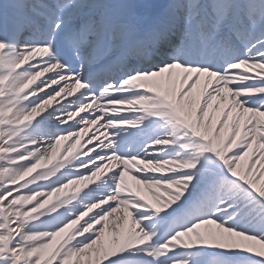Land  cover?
I'll return each instance as SVG.
<instances>
[{"label": "snow or ice", "instance_id": "1", "mask_svg": "<svg viewBox=\"0 0 264 264\" xmlns=\"http://www.w3.org/2000/svg\"><path fill=\"white\" fill-rule=\"evenodd\" d=\"M36 48L49 49L51 55L44 60L63 65V74L86 86L81 96L127 102L152 95L143 89L125 90L137 77L196 70L189 87L200 72L215 74L219 81L211 85L205 99L226 84L241 112L264 114V0H0V79L8 76L12 93L0 98V106L11 101L17 108H32L58 91L54 87L23 103L16 99L23 87L22 75L38 71L32 65L43 67V63L36 60L11 70L20 56ZM59 75L45 77L20 95L30 96ZM52 115L37 117L33 127ZM104 120L122 126L109 130L112 147L96 151L88 160L114 154L153 163L177 161L182 167L166 174L132 173L145 183L165 185V191L174 188V198L161 211L131 209L147 234L146 241L116 252L103 264H264V122L245 121L239 137L226 129L227 151L221 156L203 151L204 140L187 130L173 134L170 124L174 121L144 113L111 115ZM129 120L138 122L128 124ZM222 125V120L217 122L214 131L219 132ZM46 127L58 129L51 131L54 137L73 130L59 122H49ZM242 163L244 177L237 171ZM122 170L110 174L103 195L93 202L115 194ZM11 190L0 191V197ZM133 202L143 206L142 200ZM116 206V201L107 203L80 228ZM57 216L49 219V231L63 227ZM16 226L0 228V264H36L37 257L29 256L32 246L11 233ZM102 227L97 223L94 231L73 241L65 254L92 244ZM206 228L221 233L227 230L240 243L182 242Z\"/></svg>", "mask_w": 264, "mask_h": 264}, {"label": "rangeland", "instance_id": "2", "mask_svg": "<svg viewBox=\"0 0 264 264\" xmlns=\"http://www.w3.org/2000/svg\"><path fill=\"white\" fill-rule=\"evenodd\" d=\"M36 53L37 52H35V54ZM41 53L42 51H40L38 55H40ZM4 66L7 67V62H5ZM58 66L59 63H57L56 68ZM53 67L54 64L50 65L45 61L43 63V67H41V69H39L38 71L33 72L32 70H30L28 73L23 74L20 78V83L23 84V87L19 89V91L15 94L16 99H18L20 103H23L30 98H33V92L30 94V96H21L20 93L26 91L28 88L32 87L34 83L37 82L33 81L30 84V81L33 77H35V75H37V73H41L47 69H52ZM247 67L249 66H246V68ZM11 71L13 72V69ZM174 71L175 70L169 73H173ZM9 75H11V72L9 73ZM159 78L165 79L166 76H159ZM210 78L211 77L207 76L205 81H196L194 83V86H197L198 84L206 87L207 83L210 82ZM135 79L127 83V88L125 89L126 91L131 86L147 85L144 81H138V79ZM65 81L66 82H64L63 78L59 76L58 78L48 80L46 85L54 83V86L58 89V91H56L54 95L48 96L43 102L37 104L35 107L27 109L17 108L11 103V101L7 102L4 106H0V191L9 188L12 189L11 191H8L3 197H0V215L3 216V226L10 227L13 224L17 225L15 228H11V233H14L16 236L23 237L27 234L24 232V230L31 225L45 222L50 217L57 216V214H59L57 216V220L59 219L60 222H63V227H61L58 231H49V229L43 230L44 232L48 233L49 237H53V245L50 254L46 257L47 260L53 256L57 247L66 238L73 235L83 236L85 233L94 231L96 224L106 220L107 218H109V216H111V214H115V210L123 212L126 224L129 229H132L133 227H137V229H140V222L133 217L131 209L137 208L138 210H140L141 207H143V210L155 209L157 211H161L164 207H167L168 204H170L173 200L171 199L168 202L161 201L160 195H166L165 191H162V189H155L151 194L141 191L139 186L141 182L137 181V178L135 176L129 174V170L140 172L150 171L152 168L147 167L144 164L146 163V161L144 160L136 158L122 159L119 156H117V165L114 167V172L117 169L123 170L120 172L119 178L116 182L115 194L108 197L107 199L100 200L99 203H95L93 201L103 195L99 192L101 191L100 189L106 190V183L108 181L107 177L111 173L110 171L108 172V168L113 167L116 158H114L113 161L111 160L112 163L106 162L107 164L105 167L98 166L92 171L86 174H82L81 176H71L69 179L58 186L50 187L48 189L41 187L38 190L32 191L24 190L25 188H29L37 181H46V179H39L37 177L41 169L51 167L54 162L61 157H70L72 151L74 150V145L80 137V133L82 131L89 130V128L92 127L93 123L96 122V119L88 113L90 111V105L100 98L95 96H81V93L86 86L82 84L80 80ZM2 83L4 84L2 85ZM9 83L10 81L8 76L0 79L1 96H4L2 94L3 87L6 85V88L8 89ZM180 83L181 79L179 80L178 85ZM10 95H12V93ZM172 95L173 94H171L170 96ZM92 97H95L93 101ZM204 100V98L201 99L200 97H196L194 104L198 105L200 110V106L204 103L203 111L210 115L212 113L219 112L223 117V126L225 125L226 127L225 131L226 129L231 128L237 137H239L241 125L245 121L250 122L254 119L257 120L258 123L264 122V114H249L248 110H244L243 112H241L240 106L237 104L236 97L228 88L226 91L217 92L216 95L211 96L209 101L205 102ZM52 103L53 106L51 105ZM102 103L104 106V110L108 113L132 111L133 114L144 113L146 116L159 117L161 120H164V118L175 119V112H178L177 105L175 106L176 110L174 111L173 109L171 110L167 108V105L162 106L157 103H153L152 101H149L144 97L130 99L127 102L102 101ZM125 105L130 106L131 110H127V108L125 109ZM50 112L53 113L52 117L49 119L46 116L45 121L41 122V124L38 125L48 129V132L46 133L48 136L44 141L45 146L39 147L38 144H35L36 140L29 129L33 128V121H35L37 117ZM181 112L183 114V108ZM12 114H15L14 117H12L9 121H6V116ZM81 116H84L85 118L80 119ZM198 116L199 115H197V118ZM199 120V127H201L203 118L200 117ZM49 122H51L52 124H56L57 122H59L60 126L71 125L73 130L54 137L51 134V131L58 129L50 130L48 127H46ZM137 122L138 121L129 120L127 123L135 124ZM132 134L133 136L137 135L136 132H132ZM18 136H23L25 138V143L22 147L28 148L26 152L20 154L17 153L21 149V147L17 148L16 146L10 147L7 145L9 141L15 140ZM216 136L217 132L213 130V134L208 141L207 151H215L222 156L224 152L227 151V149L224 148L225 140L220 144H217ZM88 139L89 137L85 136L82 140V143H84V149L92 148L90 146L94 144H88ZM233 144H235V140L233 141ZM100 148L101 146L93 148L92 153H95ZM113 155H111L110 158H112ZM74 157L75 155H72L66 161L64 160L62 164H60L59 169H61L62 171V168H65L68 163H70L71 160L74 159ZM245 163H242L237 167V171L242 177H244L245 174ZM163 165L168 164L164 162ZM9 167L12 168V170H9ZM89 167L90 166H86L84 170H87ZM242 172H244V174H241ZM124 176L125 181H122V177ZM72 181L75 182L72 183ZM24 183H27V186L22 187L21 185ZM98 183L99 188L93 190V187H95ZM71 184L72 187L70 188ZM83 187L84 190L88 191L86 198L83 199L79 204H77V207H74L73 210H68L66 208V205L74 197L73 195H71L72 192L81 190L83 189ZM92 190L93 192L91 194H88ZM94 192L95 194H93ZM67 195L70 196L66 198ZM133 195H138L142 200L146 202V204H143V206L135 204L133 202L135 200V196ZM122 196H127L131 199H120V197ZM10 197L11 199H9ZM14 200H17V202L20 204L16 207V210L20 212L19 219L15 218L11 207L8 204H5V201L10 202ZM26 200L28 202V205L32 204L29 205L30 207L27 204H23ZM112 201H116L117 206L116 208L112 209L109 214L105 213L95 222L88 223L83 229L80 228V225L85 221V219H87V217H90L94 212L98 211V209L101 208L104 204ZM147 204H150V207L147 206ZM106 215L109 216L106 217ZM211 229L212 228H206L203 232H198L192 236L184 237L182 238V242H195L197 240H203L204 238H201L200 236L205 233H209V230ZM100 235L101 232L100 234H98L97 239L100 237ZM139 235L142 236V238H147V234H145L142 229H140ZM222 238L226 243H240L234 237H227L226 234H224ZM80 254H82L81 251L73 250V257L77 258ZM88 254L89 253L85 254L83 256V262H78V264H99L100 259L103 258L102 251H99V253L96 255ZM38 261L39 259L36 260V262ZM70 261V258H63L62 264H68Z\"/></svg>", "mask_w": 264, "mask_h": 264}, {"label": "bare ground", "instance_id": "3", "mask_svg": "<svg viewBox=\"0 0 264 264\" xmlns=\"http://www.w3.org/2000/svg\"><path fill=\"white\" fill-rule=\"evenodd\" d=\"M37 49L38 48L32 49L27 54L20 56L18 58V63L20 62L22 63V61L26 59V55H28L29 58H32L30 60L32 61L35 60V57H36L35 52L37 51ZM45 57H48V56H46V53H43V55L37 60H41L42 63H44ZM18 63L15 66H17ZM48 64L50 65L54 64V67L52 69H47L41 73H37V75H35V77H33L32 80L30 81V84L33 81L35 82L37 81L36 83H39L40 81L45 80V77L54 76L56 73H61L59 77H62L64 82H66L65 80L79 81L78 78L72 75L63 74L65 72V68L63 65L59 64V66L56 68L57 63H48ZM32 68L41 69L39 65L37 66L33 65ZM14 71L15 69H13V72ZM168 74L169 75H167L165 79L159 78V75L153 76V77H137L135 80L138 79V81H144L145 84L147 85L131 86L129 87L128 90L143 89L145 92L152 93V95L150 96H141V97H144L145 99H148L149 101H152L153 103H157L162 106L167 105V108L171 110L173 109L174 111L176 110L175 106L177 105L178 112H175V119L174 118H164L165 121H174V124H170V127L173 129V134L176 132L187 130L188 132H191L192 136L200 137L201 139L204 140L205 146L203 145L202 150L207 151L208 141L213 134V130L215 129L217 122L221 120L223 121L222 119L223 117L219 112H215L210 115L206 113L205 111H203L202 109V114L199 115L197 118V111L199 110V106L195 105L194 103H195L196 97L205 99V97L208 96V90L210 89L211 85L213 83H219V81L215 77V74L200 72L196 81H205L208 76V77H211L209 79L210 82L207 83L206 87L202 85H198V84L197 86H194V83L191 84V86L189 87V81L191 80L193 75H196V70H192L191 72H188L186 70H182V71L175 70L173 73H168ZM180 79H181V83L178 85V82ZM36 83H34V85ZM3 84L4 83H2V85ZM34 85L32 87H34ZM54 87H55L54 83L50 85L45 84V86H42L37 91H34L33 95L34 97L38 95H42L45 91H48ZM185 88H187L188 91L185 92L184 91ZM226 90H227V85L225 84V86L223 88H220L218 92H223ZM181 93H183V95H181ZM2 94L4 96L0 95V98H3L11 94V91L6 88V85L3 87ZM171 94L173 95L170 96ZM94 99L95 97H92V101ZM209 100L210 98H207L204 101L207 102ZM51 105L53 106V103ZM124 108L125 109L127 108V110H131L130 106H127V105H125ZM182 108H183V114L181 112ZM97 113H100V115H96ZM88 114L94 117L96 119V122L93 123L92 127H90L89 130L82 131L80 133V137L76 141L74 145V150L71 153V156L75 155L74 159H72L71 162L68 163V165L65 168H62V171L58 173L57 175H55L54 177H50L53 171L58 170L60 164H62L64 160L66 161L71 156L61 157L60 159H57L51 167H47L46 169H41L37 177L39 179L47 178V180L42 181V182L37 181L36 183L31 185L29 188H25L24 189L25 191L38 190L41 187L48 189L50 187L58 186L62 184L64 181H66L67 179H69L71 176L72 177L76 175L81 176L82 174L88 173L89 172L88 169L93 170L98 166L105 167L107 164L106 162L112 163L111 160L113 161V159L116 158V161L113 164V167L108 166L110 167L108 168V172L109 171L111 173L114 172V167L117 165V159H118L116 155H113L112 158H110L111 155L107 157L102 155L99 158H96L93 160H88V157L94 155V153H92V150L93 148L97 146H101V148L97 150V151L101 150V152H106L109 148H111L113 145V139L108 135L109 130L115 127L122 126L121 124H118L117 122L112 121V120L105 121L104 118L106 116H111V115H132L133 112L124 111V112H118V113H108L104 110L102 101L100 99L99 100L97 99L95 102H93L90 105V111ZM14 115L12 114V115L6 116L5 120L9 121L12 117H14ZM200 117L203 118L201 127H199ZM225 128H226L225 125L224 126L222 125L220 128V131L217 132V136H216L217 144H220L221 142L225 140ZM202 129H203V132H202ZM30 132L36 140L35 144H38L39 147H44L45 146L44 141L46 140V137L48 136L46 134L48 132V129L42 126H35L31 128ZM131 135L133 136L132 133ZM85 136L89 137V139L87 140V143L88 144L94 143L93 145H95V147L84 149V143H82V140ZM24 140L25 138L23 136H18L15 140L9 141L7 145L10 147H15V146L17 148L21 147V149L18 151L17 154L24 153L28 150L27 147L26 148L22 147L23 144L25 143ZM165 163H167L168 165H163V163H160V162L153 163L151 161H147L144 164L147 167H151L152 169L150 171H140V173L143 174V173L152 172V173H158V174H166L169 171H176L182 167V165L177 161H168ZM86 166H90V167L87 170H84ZM8 169L12 170V168L10 167ZM129 172H130L129 174H132L133 172H136V171L129 170ZM73 173H77V174H73ZM110 174L108 175L107 178L110 177ZM241 174H244V172H242ZM136 180L141 182L139 185L140 189L141 191H144L145 193L151 194L155 189H162V191H165V188H166L165 185H162L158 182L155 184H152V183H145L144 181H140L138 179ZM122 181H125V176L122 177ZM73 182L75 181H72V183ZM98 185L99 183L96 184L95 187H93V190H95L96 188H99ZM21 186L25 187L27 186V183H24ZM71 187H72V184L70 188ZM93 190L88 194H91ZM100 190L101 191L99 192L103 194L104 190L102 189ZM87 192L88 191L84 190V187L81 190L73 191L71 195H73L74 197L71 199L69 203H67L66 208L71 211L73 210L74 207H77V204H79L83 199L86 198ZM165 193L166 195H163V196L160 195L161 201L168 202L174 198L173 193H175V189L167 188ZM93 194H95V192ZM69 196L70 195H67L66 198H68ZM133 196H135V200H142L138 195H133ZM142 201H143V204H146L144 200ZM7 204L13 210L15 218L19 219L20 212L16 210V207L19 206L20 204L17 202V200L10 201V202L8 201ZM23 204L28 205L27 200ZM29 205H32V204H29ZM147 206L150 207V204H147ZM109 213L110 212H108V214ZM108 216L106 215V217ZM0 218H3V216L0 215ZM49 219H47L45 222L36 223V224L31 225L30 227L27 228L30 230V233H27L23 237L20 236L27 245L32 246L29 256H36L37 259H39V261L36 262V264H56L57 260H60V264H62L63 259H60L62 254H65V250L68 248L70 244H72L73 241H75L78 237H82L81 235H73V236L66 238L57 247L53 256L47 260L46 257L50 254L51 248L53 245V237H49L48 233L44 232L43 230H47L51 227V225L49 224ZM57 222H60V220L58 219ZM100 224L103 225V227L101 228L102 230L100 229L101 230L100 237L96 241H94L92 244L86 245L85 247L77 250V251H81L82 254H80L77 258L73 257V251L71 252L70 255H67V254L64 255V258H70L71 260L68 264H78V262H83V256L85 254L89 253L88 255H91V254L96 255L99 253V251H102L103 260H105L109 256L115 254L116 252L121 251L122 247L128 244L129 239H127V237L131 229H129V227L126 224V220L123 215V212H120L119 210H115V214H111L109 218L100 222ZM2 227L4 226L0 225V228ZM209 231H210L209 233H205L202 236H200L201 238H204L203 240H197V241L208 242V243H226L224 242L222 238L224 234H226L227 237H232L228 235L227 230H225L223 233L217 231L216 229L214 230L211 229ZM261 250H264V249H261ZM101 261H102V258L100 259V262Z\"/></svg>", "mask_w": 264, "mask_h": 264}]
</instances>
